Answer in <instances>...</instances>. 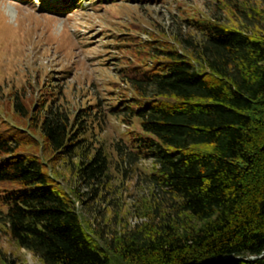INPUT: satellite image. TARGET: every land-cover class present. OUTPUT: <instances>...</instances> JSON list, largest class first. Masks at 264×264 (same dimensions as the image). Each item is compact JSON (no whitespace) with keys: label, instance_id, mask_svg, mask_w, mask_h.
<instances>
[{"label":"trees","instance_id":"trees-1","mask_svg":"<svg viewBox=\"0 0 264 264\" xmlns=\"http://www.w3.org/2000/svg\"><path fill=\"white\" fill-rule=\"evenodd\" d=\"M192 26L198 36L177 45L146 43L151 64L125 68L134 94L110 111L141 129L120 154L151 159L150 182L195 222L168 219L109 246L87 234L77 201L108 184L109 158L102 147L86 151L89 111L71 118L49 103L29 127L47 152L80 150L77 178L87 190L63 189L38 154L20 149L31 136L1 130L0 238L8 233L43 264H264V254L249 259L264 251V31L219 20ZM14 107L27 113L21 101Z\"/></svg>","mask_w":264,"mask_h":264},{"label":"rangeland","instance_id":"rangeland-1","mask_svg":"<svg viewBox=\"0 0 264 264\" xmlns=\"http://www.w3.org/2000/svg\"><path fill=\"white\" fill-rule=\"evenodd\" d=\"M207 20L264 31V0H0V131L31 136L20 149L38 154L63 189L86 192L77 178L80 150L47 152L38 129L29 126L30 116L49 103L71 118L91 113L84 118L86 151L102 147L108 155V184L93 198L84 194L77 208L86 233L102 245L168 219L195 222L177 211V198L150 182L151 159L130 162L120 154L117 148L128 150L141 129L135 118L110 109L134 94L125 68L151 64L148 41L198 36L192 24ZM0 264L43 263L4 232Z\"/></svg>","mask_w":264,"mask_h":264},{"label":"water","instance_id":"water-1","mask_svg":"<svg viewBox=\"0 0 264 264\" xmlns=\"http://www.w3.org/2000/svg\"><path fill=\"white\" fill-rule=\"evenodd\" d=\"M263 254H264V251L260 255H251V256H249V259L254 260V259L258 258V257H261ZM224 258H234V255L231 254V255H226V256H222L221 257V259H224ZM239 258H242V256H239ZM216 260H218V259L217 258L207 259L204 264H207V263H209L211 261H216Z\"/></svg>","mask_w":264,"mask_h":264}]
</instances>
